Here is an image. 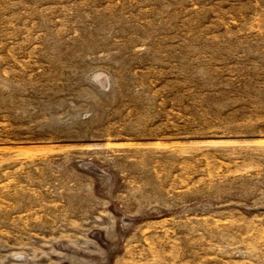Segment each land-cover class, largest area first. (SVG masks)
I'll return each instance as SVG.
<instances>
[{"label":"rangeland","instance_id":"rangeland-1","mask_svg":"<svg viewBox=\"0 0 264 264\" xmlns=\"http://www.w3.org/2000/svg\"><path fill=\"white\" fill-rule=\"evenodd\" d=\"M0 264H264V0H0Z\"/></svg>","mask_w":264,"mask_h":264}]
</instances>
